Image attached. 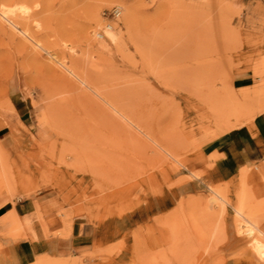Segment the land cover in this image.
Returning <instances> with one entry per match:
<instances>
[{
	"label": "rangeland",
	"instance_id": "1",
	"mask_svg": "<svg viewBox=\"0 0 264 264\" xmlns=\"http://www.w3.org/2000/svg\"><path fill=\"white\" fill-rule=\"evenodd\" d=\"M263 114L264 0H0L1 264H264Z\"/></svg>",
	"mask_w": 264,
	"mask_h": 264
},
{
	"label": "crops",
	"instance_id": "2",
	"mask_svg": "<svg viewBox=\"0 0 264 264\" xmlns=\"http://www.w3.org/2000/svg\"><path fill=\"white\" fill-rule=\"evenodd\" d=\"M261 118L262 119H261L259 126L260 128H262V126L264 128V114L263 116H261ZM231 145L232 144L230 143V141L227 140L226 136H223L204 146V149L207 150L206 154L220 155V157L215 162V166L218 167V169H220V172L222 174L225 173V167H227L229 163L228 158L230 157V155H232ZM14 209H15V212L17 213L16 207ZM38 229L39 227L37 226V223L33 222L30 228V233H28L29 239L27 240V244H28L27 246L30 249V253L23 254L21 258L19 257L20 259L16 256L15 257L16 260L18 258L21 261L32 263L35 257H38V256L43 257L45 255H50V253H52V251L56 249V247L58 246L56 245V242H58V240L46 241L41 237L39 238ZM73 229H74V234H75L73 237L75 238L83 237V232L87 230V224H81L80 222L75 221ZM14 252L15 251L12 250V254ZM4 261L5 260H3V262ZM1 263L2 262L0 260V264Z\"/></svg>",
	"mask_w": 264,
	"mask_h": 264
},
{
	"label": "built area",
	"instance_id": "3",
	"mask_svg": "<svg viewBox=\"0 0 264 264\" xmlns=\"http://www.w3.org/2000/svg\"><path fill=\"white\" fill-rule=\"evenodd\" d=\"M111 14H112V16L115 17V18L118 17L119 14H120V9L117 8V7L113 8Z\"/></svg>",
	"mask_w": 264,
	"mask_h": 264
},
{
	"label": "bare ground",
	"instance_id": "4",
	"mask_svg": "<svg viewBox=\"0 0 264 264\" xmlns=\"http://www.w3.org/2000/svg\"><path fill=\"white\" fill-rule=\"evenodd\" d=\"M5 12H8V11H5ZM5 12H3L2 14H4V16L6 17L7 16V13H5ZM25 12V11H24ZM3 16V17H4ZM25 33V32H24ZM39 47V46H38ZM80 80V79H79ZM84 83V82H83ZM262 94V93H261ZM123 112V111H122ZM121 114V113H120ZM123 114V113H122ZM123 116V115H122ZM124 117V116H123ZM124 119H126V118H124ZM239 210H241V209H239ZM240 212L241 211H238V213L240 214ZM251 226V225H250ZM251 232V231H250ZM254 235V234H253ZM260 242V241H259ZM257 252V251H256ZM260 254V253H259ZM261 256V255H260Z\"/></svg>",
	"mask_w": 264,
	"mask_h": 264
}]
</instances>
